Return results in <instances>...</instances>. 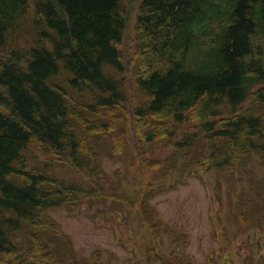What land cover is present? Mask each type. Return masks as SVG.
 <instances>
[{"label":"trees","instance_id":"1","mask_svg":"<svg viewBox=\"0 0 264 264\" xmlns=\"http://www.w3.org/2000/svg\"><path fill=\"white\" fill-rule=\"evenodd\" d=\"M132 8L131 62L121 46ZM22 33L31 36L19 43ZM193 123L201 132L184 129ZM105 137L133 158L167 140L171 154L148 165L167 173L234 172L253 154L264 168V0H0V264H105L98 251L80 258L46 215L111 195L98 184ZM54 162L91 187L50 174ZM237 193L246 219L264 227V201L242 202L241 183ZM180 252L150 249L132 264H194Z\"/></svg>","mask_w":264,"mask_h":264},{"label":"rangeland","instance_id":"2","mask_svg":"<svg viewBox=\"0 0 264 264\" xmlns=\"http://www.w3.org/2000/svg\"><path fill=\"white\" fill-rule=\"evenodd\" d=\"M136 17L137 9L132 8L121 46L131 62L136 49ZM28 27L31 34L33 29ZM30 36L22 33L18 42L23 43ZM128 72V85L132 86L136 74L132 70ZM130 93H135L132 87ZM142 99V94H138L133 105ZM243 106L248 108L249 102ZM195 124H191L192 127L186 125L184 129L196 130ZM99 144L101 157L98 162L107 180V183H98L99 192L103 195L105 190L111 195H104L93 206L83 203L73 211L60 207L47 212L59 229L69 236L80 258L87 260L98 251L105 264H126L142 253L144 255L148 246L156 245L164 255L181 251L180 257H184L185 263L264 264V229H259L255 221H246L241 211L235 212L233 181L228 174L199 170L183 175V171L167 173L159 167L146 170L143 166L153 163L155 158L163 160L174 149L165 140L153 145L152 154L135 155L134 158L129 147L114 153L110 138L100 139ZM28 153L34 158H44L36 144L29 146ZM145 159L147 163H144ZM39 164L34 162L36 167ZM49 173L65 182L91 187L85 175L72 165L56 164ZM242 173L247 181L254 183L253 192L259 193L261 186L256 181L264 183V170L256 156L246 163L244 171L235 175L240 177ZM143 197L145 205L140 209L150 215V227L142 223V211L137 215L131 206V202L137 198L139 202ZM154 223L159 227H154ZM246 223L247 227H244Z\"/></svg>","mask_w":264,"mask_h":264}]
</instances>
